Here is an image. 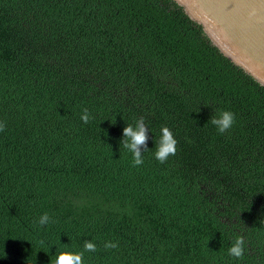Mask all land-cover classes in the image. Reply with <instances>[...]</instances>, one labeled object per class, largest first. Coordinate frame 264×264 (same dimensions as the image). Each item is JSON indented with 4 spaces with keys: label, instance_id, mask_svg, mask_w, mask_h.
I'll return each mask as SVG.
<instances>
[{
    "label": "trees",
    "instance_id": "trees-1",
    "mask_svg": "<svg viewBox=\"0 0 264 264\" xmlns=\"http://www.w3.org/2000/svg\"><path fill=\"white\" fill-rule=\"evenodd\" d=\"M0 121V264H264V84L176 0H0Z\"/></svg>",
    "mask_w": 264,
    "mask_h": 264
},
{
    "label": "water",
    "instance_id": "water-1",
    "mask_svg": "<svg viewBox=\"0 0 264 264\" xmlns=\"http://www.w3.org/2000/svg\"><path fill=\"white\" fill-rule=\"evenodd\" d=\"M223 52L264 84V0H176Z\"/></svg>",
    "mask_w": 264,
    "mask_h": 264
},
{
    "label": "clouds",
    "instance_id": "clouds-1",
    "mask_svg": "<svg viewBox=\"0 0 264 264\" xmlns=\"http://www.w3.org/2000/svg\"><path fill=\"white\" fill-rule=\"evenodd\" d=\"M90 114L87 109H84L81 115V120L87 124L90 120ZM235 114L228 110H221L218 114H215L211 119V123L216 127L219 134L226 133L232 128L235 123ZM7 124L5 121H0V132L5 131ZM148 131L144 118L140 117L136 120L135 126L127 125L123 129V139L120 144L124 149H127L133 155V167H137L143 164L142 149L143 152L149 150L147 147ZM161 137L156 143V151L154 153L155 159L161 164L167 162L169 156H174L176 154L177 140L174 138L172 131L167 127H162ZM50 222V217L48 213H44L39 218V225L44 226ZM43 243V241H41ZM244 238L243 236H238L232 246L228 249V254L234 258H242L245 253L244 248ZM118 243L112 241H106L104 243L105 249H116ZM97 245L90 241H84L83 251L71 252V251H60L56 253L55 259L52 260L50 264H84L83 257L84 252H96Z\"/></svg>",
    "mask_w": 264,
    "mask_h": 264
}]
</instances>
